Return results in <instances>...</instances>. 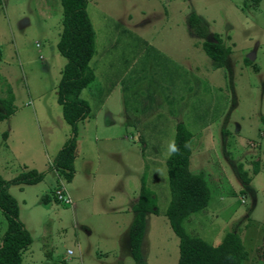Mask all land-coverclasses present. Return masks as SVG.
I'll return each instance as SVG.
<instances>
[{"label":"rangeland","instance_id":"374dc122","mask_svg":"<svg viewBox=\"0 0 264 264\" xmlns=\"http://www.w3.org/2000/svg\"><path fill=\"white\" fill-rule=\"evenodd\" d=\"M192 11L202 18L204 37L190 33ZM87 12L96 50H109V60L102 65L111 69L122 62L117 58L123 52L129 62L130 54L135 55L139 64L132 74L142 76L140 85L156 89L165 82L161 90L167 101L138 122L133 139L93 141L96 129L89 127L88 137L78 130V155L70 182L49 172L36 184L10 187L20 219L32 236L22 263L135 264L128 230L143 177L158 211L146 215L142 259L147 264L177 263L179 237L166 215L172 196L167 159L176 125L182 122L193 133L190 169L205 172L211 191L208 205L184 220L186 231L214 245L227 232L237 231L248 251L242 264H264L260 254L264 248V0L257 6L247 0H89ZM62 16L60 0H0V97H7L10 87L18 108L0 121L4 178L25 170V159L41 171L47 135L64 129L71 133L70 125L57 117L62 108L56 90L67 62L56 46ZM167 19L169 24L184 22L188 28L194 47L186 61L174 63L151 47L133 46L141 38H136L133 30L140 31L132 25L146 26L149 34L140 35L150 42ZM215 34L231 47L222 66L201 46ZM187 39L183 32L181 40ZM148 49L152 56L147 57L155 59H146ZM164 66L168 67L165 77ZM113 75L117 73L109 74L110 79ZM82 96L90 98L87 90ZM45 119L53 122V129L45 126ZM27 122L29 127L22 129L20 125ZM256 165L259 171L254 173ZM241 173L251 180L245 182ZM61 188L69 202L58 198ZM47 194L52 198L49 203L43 201ZM6 225L0 211V236Z\"/></svg>","mask_w":264,"mask_h":264},{"label":"trees","instance_id":"16d2710c","mask_svg":"<svg viewBox=\"0 0 264 264\" xmlns=\"http://www.w3.org/2000/svg\"><path fill=\"white\" fill-rule=\"evenodd\" d=\"M260 1L247 0L254 6ZM88 2L89 0H60L63 14L62 28L56 46L67 62L61 70L56 94L62 108V116L71 127L69 137L46 170L25 168L9 179L0 174V211L7 221L6 228L0 236V264H23V253L32 243V236L20 219L19 204L10 192V187L36 184L49 172L57 173L67 182L74 177L75 160L78 155L79 123L90 117L92 113L89 102L82 97V92L95 78L90 66L95 52V30L87 12ZM188 24L190 33L199 37L205 36V27L199 14L194 11L189 13ZM201 46L218 66L224 64L231 52V47L225 45L218 34L214 35V39L203 40ZM7 91V97H0L3 106V111L0 110V121L13 114L16 109L14 93L10 87ZM176 126V139L167 159L172 196L166 213L172 230L179 237L180 256L175 264H242L248 256V251L239 232H227L221 242L214 245L198 235H191L184 227V220L208 205L211 191L205 172L195 173L190 169L193 133L182 122ZM4 137H7L6 132ZM258 171L256 165L254 173ZM241 176L244 177L245 182L251 180V177L243 173ZM51 199V195L47 194L43 201L49 203ZM132 210L134 216L128 230L130 252L135 264H147L143 261L141 253L146 215L148 212H157L158 207L144 177ZM260 254L264 260V248Z\"/></svg>","mask_w":264,"mask_h":264},{"label":"crops","instance_id":"0c3cea01","mask_svg":"<svg viewBox=\"0 0 264 264\" xmlns=\"http://www.w3.org/2000/svg\"><path fill=\"white\" fill-rule=\"evenodd\" d=\"M171 21L172 24H169L167 19L165 25L159 27L157 35H152L151 38L153 40L150 42L143 40L142 35H140V33L143 32L144 34H149L146 32V26L141 24L139 26L132 25L131 27L135 28L137 31H140V33H137L135 30H133L135 36H137L136 38L139 37L142 40L134 41L133 46L136 47L142 45V48H144V46H148L149 48L151 47L152 50H156L154 53L159 55L162 54L167 59L171 58L174 63H176V60L178 59L180 62L184 60L186 61L194 47H192L193 43L191 41V36L187 32L188 28H185L184 22L182 24H176L175 21ZM183 32L188 38L187 40H181ZM182 43H185V45ZM107 53H109V50L103 49V47L97 51L95 44V52L92 57L93 62L92 60V64L90 62V66L94 71L95 78L92 83L83 90V92L87 90V94L90 96V98H85L82 96L89 102L92 113L90 117H87L85 120L79 123L78 130L81 136L88 137L90 136L89 127H91V130L96 129L92 137L93 141L105 142L115 138H120L125 141L128 136V139H133L136 134H138L137 130L135 129L139 127L138 122H142L145 118L149 117L150 112L157 111L160 102L166 103L167 100L163 101L164 97L161 90V87L165 86V82L161 85L160 89L153 88L152 85L147 86L146 83L140 85L142 76L138 73L135 75L132 74L136 70V66L139 64V61H136L135 59V55L130 54L131 56L129 58V62L128 58H126V55H128L127 52H123L120 55L121 57L117 58L118 61L122 62H117V65L110 69L102 65V63L105 64L104 61L109 60ZM145 54L146 59H155L147 57L152 56V53H150L149 49L145 51ZM101 69L104 70L102 71ZM139 70L143 71V67ZM163 72V76L165 77L168 73L167 66H164ZM112 73H117V75H113V78L110 79L109 74ZM158 74H160V70ZM130 75H132V77H130ZM196 76L198 77V74H196ZM140 98L142 99L140 100ZM140 104L143 108L140 107ZM38 110L35 109L36 112ZM145 110L149 111V114L146 116L142 114V112L144 113ZM17 112L18 108H16L15 113ZM57 117L59 118V121L62 122V124L63 122H66L62 116V112L60 115H57ZM30 124V122L23 123L22 126L20 125V127L24 129L23 127H29ZM44 124L47 126V128L53 129V122L51 120L45 119ZM64 126L65 125H63V127ZM86 126L88 130H86ZM104 126L106 127V130H102ZM114 127L118 128V133L112 130ZM132 128L135 129V132H130L128 130ZM121 129L123 131H121ZM23 132L26 131L23 130L22 133ZM69 133L70 129H64V132L62 133L57 134L56 132H51L49 135H47V138H45V142H43L42 146L43 150H45V160L43 166L38 169L44 171L48 168L55 154L64 143V139L66 140L69 137ZM46 161L49 164H46ZM23 163L24 167L26 168L36 167L29 159L23 160ZM18 186L21 188L20 185Z\"/></svg>","mask_w":264,"mask_h":264},{"label":"built area","instance_id":"2783aa9c","mask_svg":"<svg viewBox=\"0 0 264 264\" xmlns=\"http://www.w3.org/2000/svg\"><path fill=\"white\" fill-rule=\"evenodd\" d=\"M65 190H64V188H61V189H59L58 191H57V194H58V198L59 199H61V200H66L67 202H69V199L68 198H66V196L64 195V192ZM69 253H72V251L71 250H69Z\"/></svg>","mask_w":264,"mask_h":264}]
</instances>
